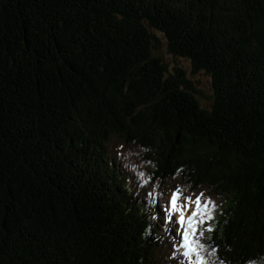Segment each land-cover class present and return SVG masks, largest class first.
I'll list each match as a JSON object with an SVG mask.
<instances>
[{"label": "trees", "instance_id": "obj_1", "mask_svg": "<svg viewBox=\"0 0 264 264\" xmlns=\"http://www.w3.org/2000/svg\"><path fill=\"white\" fill-rule=\"evenodd\" d=\"M0 264H264V0H0Z\"/></svg>", "mask_w": 264, "mask_h": 264}, {"label": "rangeland", "instance_id": "obj_2", "mask_svg": "<svg viewBox=\"0 0 264 264\" xmlns=\"http://www.w3.org/2000/svg\"><path fill=\"white\" fill-rule=\"evenodd\" d=\"M153 31L155 34H157L160 39V43H157V45L153 48L154 53L162 56L163 60L167 62L168 68L170 69L174 65L181 66L185 70L186 76L192 80L194 87L196 88V92H194V94L197 97L201 106L209 107L212 100L210 76L204 71H192L189 60L183 56H176L170 53L167 49L166 40L162 33L157 30ZM167 191L169 194L166 196V200H168L167 202L171 205L172 195L176 191L170 189H168ZM197 197H199V194L182 198L178 196V199L176 201V210L173 211V215L177 216L178 221L180 215L182 214L185 217L186 224L187 217L190 216L193 211H197V206L195 204V200ZM201 202L203 203L202 199ZM199 220L200 215L194 217V223L195 221H197L195 224L196 226L197 224H200Z\"/></svg>", "mask_w": 264, "mask_h": 264}, {"label": "snow or ice", "instance_id": "obj_3", "mask_svg": "<svg viewBox=\"0 0 264 264\" xmlns=\"http://www.w3.org/2000/svg\"><path fill=\"white\" fill-rule=\"evenodd\" d=\"M140 175L143 176L144 174L141 173ZM179 192H180V190L177 189L176 192L173 193L172 198H171V205H172V210L173 211L176 210V201L178 199ZM195 204L197 206V211H193L192 214L187 217V223L186 224H185V217L182 214L179 217V224H180V227L182 229V243H181L180 247L182 249H186V251L183 252V255L185 257H188L189 253L193 250L192 247L190 246V234H191V236L193 238V243L196 242L195 241V236L197 234V228H196V225L194 224V217H197L198 215H203V213H201L199 211V209L201 207L200 197L196 198ZM203 207H204V209H207L208 208V203L206 202L203 205ZM169 218H170V216H169ZM199 223H203V221L201 220V221H199ZM210 230L211 229H209V231ZM203 234H204L203 232L199 233L200 236H202Z\"/></svg>", "mask_w": 264, "mask_h": 264}]
</instances>
